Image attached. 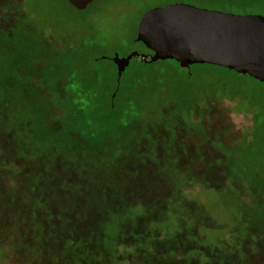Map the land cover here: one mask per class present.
Returning a JSON list of instances; mask_svg holds the SVG:
<instances>
[{
  "label": "rangeland",
  "instance_id": "1",
  "mask_svg": "<svg viewBox=\"0 0 264 264\" xmlns=\"http://www.w3.org/2000/svg\"><path fill=\"white\" fill-rule=\"evenodd\" d=\"M175 4L264 17L255 0H96L82 13L0 0V264H264V87L133 59L106 116L117 70L104 58L143 55L140 18ZM68 73L93 79L84 115L67 106Z\"/></svg>",
  "mask_w": 264,
  "mask_h": 264
},
{
  "label": "water",
  "instance_id": "2",
  "mask_svg": "<svg viewBox=\"0 0 264 264\" xmlns=\"http://www.w3.org/2000/svg\"><path fill=\"white\" fill-rule=\"evenodd\" d=\"M95 1L67 0L80 12ZM135 42L152 54L132 52L124 58L115 54L110 60L116 66L118 82L136 59L145 65L173 61L187 73L192 66L208 65L264 84V17L261 16L169 5L142 15Z\"/></svg>",
  "mask_w": 264,
  "mask_h": 264
},
{
  "label": "trees",
  "instance_id": "3",
  "mask_svg": "<svg viewBox=\"0 0 264 264\" xmlns=\"http://www.w3.org/2000/svg\"><path fill=\"white\" fill-rule=\"evenodd\" d=\"M229 1H233V0H229ZM65 2H66V4L70 8H72L73 10H75L67 2V0H65ZM79 13H82V12H79ZM132 43L133 44H137L139 47H141L142 50H144V54H146V55L152 54V52H150L149 50H147L142 44L135 42V40H133ZM112 57H113V55L110 58H112ZM104 60L110 61V59L109 60L108 59H104ZM134 60H136V59H134ZM99 61H102V60H99ZM90 62H91L90 63L91 66H93V64H94L93 57L90 58ZM141 64L143 66H145V67L148 66V65L143 64L142 62H141ZM163 64H167V65H171V66H175L176 68H179V65L177 63L173 62V61H166V62H163ZM203 67L223 70L225 72L234 74L235 76H237L239 78H244L243 76H239V75H237V74H235L233 72H229V71H227L225 69H222V68H217V67L208 66V65H204ZM113 68L115 70H117L115 65H113ZM182 72L186 73L185 71H182ZM48 73H49V75H48ZM41 75H43L44 77H47V76H50L51 77L52 71H50V72L49 71H42ZM68 75L70 76V79L68 80V83H67V86H68V89H69L68 92H67V96H66V99L68 101V105L67 106H69L72 109H79L80 112H83V115H84V113L90 108L91 103H92V97H93V95L91 94L89 88H90V86H91V84L93 82V79L90 78V73H88V74L84 73L83 77L80 78V79H77V80H74V77H71V73H68ZM123 75H124V73H123ZM186 75H187L188 78H191L192 77L191 73H188V74L186 73ZM245 78H249V77H245ZM111 80H112L113 90H112V93L109 95V103H108V106H107V109H106V116L107 117H109V116H111V115H113L115 113L116 103L119 101L120 96H121V94H119V92H117L116 96H114V92L118 88L121 79L118 82L117 81V74L114 72L112 74ZM250 80H252L257 85H259L261 87H264V84H261V83L255 81V80H253L251 78H250ZM48 82H49V79H48ZM112 97H113V99H112ZM74 124H76V120H73V119L70 120L69 126L73 127ZM19 148H20L19 149V153H22V147L19 146ZM253 217H255L253 220L256 221V213L254 214ZM262 222H264V216H259L257 218V224L262 223ZM65 243H66L67 249H69L71 251H74V249H76V247H78V251H83L84 246H86L84 244V242H81L80 241V242L74 243V242H72V240L70 238H68L65 241ZM78 251H77V258H80L81 256L79 255V252ZM2 254H3V250H0V256H2ZM102 258L103 259L104 258H107V256H103ZM114 262L116 264H123L122 262H120V259L117 256L114 258V260H112V263H114Z\"/></svg>",
  "mask_w": 264,
  "mask_h": 264
}]
</instances>
